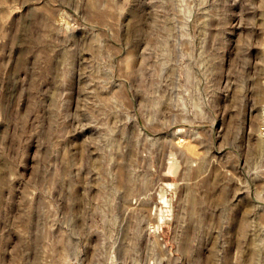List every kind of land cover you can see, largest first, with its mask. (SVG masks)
<instances>
[{
    "label": "rangeland",
    "instance_id": "obj_1",
    "mask_svg": "<svg viewBox=\"0 0 264 264\" xmlns=\"http://www.w3.org/2000/svg\"><path fill=\"white\" fill-rule=\"evenodd\" d=\"M0 264H264V0H0Z\"/></svg>",
    "mask_w": 264,
    "mask_h": 264
}]
</instances>
